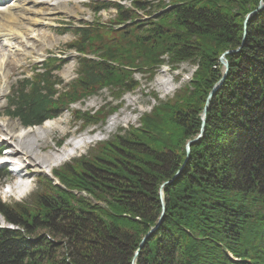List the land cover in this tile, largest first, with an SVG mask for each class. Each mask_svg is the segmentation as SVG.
<instances>
[{"label":"trees","instance_id":"16d2710c","mask_svg":"<svg viewBox=\"0 0 264 264\" xmlns=\"http://www.w3.org/2000/svg\"><path fill=\"white\" fill-rule=\"evenodd\" d=\"M157 1L91 0L95 15L115 14L59 30L75 36L68 48L79 54L77 77L64 84L57 73L65 60L49 57L11 87L6 114L40 126L107 87L120 102L96 115L114 113L136 89V73L196 66L188 85L142 116L140 127L56 169L61 186L46 179L43 192L21 203L0 201V216L18 228L0 227V264H264V6L245 30L264 0ZM229 50L228 74L188 152ZM96 115L79 112L77 120L97 125ZM6 175L0 169V184ZM163 185L164 220L142 245L162 213ZM45 229L69 239L66 253L34 238Z\"/></svg>","mask_w":264,"mask_h":264},{"label":"rangeland","instance_id":"374dc122","mask_svg":"<svg viewBox=\"0 0 264 264\" xmlns=\"http://www.w3.org/2000/svg\"><path fill=\"white\" fill-rule=\"evenodd\" d=\"M90 1L42 0L40 3H33L29 0H12L9 4L18 3L20 11L17 10V13L20 14L21 18L26 19L27 29H24L22 35L15 36L7 44L0 39V147L4 146L1 148H8L12 151L17 148L16 150L19 152L16 155L8 156L0 148V167L8 172L6 177L2 179V184H0V201L2 203L9 205L16 202L21 203L32 196L34 192H41L39 190L44 187L40 188V185L43 186L46 179L61 186L59 180L53 175L56 169L62 168L66 162L80 156H86L90 149L96 147L98 143L109 140L116 134H123L125 130L131 127H140L142 116L152 113L154 108L159 106L163 100L174 98L178 91L188 85L196 71V66L193 63L184 62L178 68H172L169 64L162 65L160 69H156V74L152 76L141 72L136 73L134 76L135 82L138 83L136 89L123 95L122 103L114 113L110 112L106 115L107 110L104 111L103 115H96V112L104 110L103 108L107 104L112 103V106L116 107L120 102L113 100L111 96L113 93L107 87L98 94L84 96L81 100L71 102L59 116L45 121V123H49L48 128L40 132H31L29 135L25 134V130H35L43 124L26 128L20 120L6 115L5 109L8 107L7 97L10 94V87L14 85L17 77L31 74L33 65L44 61L48 56L61 57L65 60V65L57 73V76L64 80V84L77 77L78 65L76 60L79 54L68 48V44L75 36L72 32L62 34L59 30L79 26L81 21L92 22L97 18L102 23L107 22L112 20L115 14V10H107L95 15L87 7ZM104 1L121 3L127 7H131L132 2V0ZM143 1L158 2L157 0ZM169 1L165 0L166 3ZM140 14L143 15L142 12ZM1 19L6 20V16L3 15ZM36 19L39 22L34 23ZM225 74L228 73H223L224 79ZM67 89L68 87L62 86L58 88L60 92L67 91ZM79 112L96 115L101 121L97 125L82 128L83 122L77 120ZM203 112L201 115L202 120L205 119L203 121L205 124L207 114L203 115ZM84 140H86V143H84ZM76 143L79 144V147L73 151ZM66 151L70 154L59 159L60 154ZM24 153L30 156L27 163L22 157ZM8 159L15 160L18 164L17 167L22 166L23 170L20 174L12 173L9 167L3 164ZM20 177H23L24 180L22 181ZM163 187L164 185L160 189L162 213L156 224L157 227H152L147 233L150 235L156 231L159 223L163 222V215L167 210L165 196L162 192ZM0 227L18 229L14 225H9L2 216H0ZM34 235V238H46L51 242V247L48 246L49 251L63 254L66 253L65 250H68L69 239L61 234H52L45 229L38 230ZM145 237L143 243L146 241H144ZM229 255L233 260H237L232 253L229 252Z\"/></svg>","mask_w":264,"mask_h":264},{"label":"bare ground","instance_id":"6f19581e","mask_svg":"<svg viewBox=\"0 0 264 264\" xmlns=\"http://www.w3.org/2000/svg\"><path fill=\"white\" fill-rule=\"evenodd\" d=\"M21 1H23V0H21ZM29 1H31L33 3H35V2L40 3L42 0H29ZM19 8H20V6L18 5V3H13L12 5H8V1H5V0L1 1V3H0V39L4 40L6 42V44L9 43L15 36L22 35L24 33V29L25 30L27 29V27H26L27 23L25 22L26 19L21 18L20 14L17 13V10H19ZM27 10H29V9H27ZM3 15L6 16V20H4V21L1 19V17H3ZM36 22H39V20L36 19L34 21V23H36ZM0 53H1V51H0ZM228 67H229V63H228ZM220 79L222 81L219 80V82L217 83L218 87H220V85L223 83L224 76H222ZM161 85H163V84H161ZM248 86H250V85H248ZM48 127H49V123H44L42 126H40V128H36L35 130H32V129L25 130V134L29 135V133L35 132V131L40 132L41 130L46 129ZM86 140H84V143H86ZM78 147H79V144L76 143L75 146L73 147V151ZM16 149L17 148H15V150H13L14 152L11 149H9L12 156L16 155V153H19L18 150H16ZM69 154L70 153L68 151H66L63 154H60L61 156H59V159H62L64 157L68 156ZM22 157H23V159H25V162H28V159L30 158V156L29 155L27 156L26 153H24ZM20 179L22 181L24 180L23 177H20Z\"/></svg>","mask_w":264,"mask_h":264},{"label":"water","instance_id":"95a60500","mask_svg":"<svg viewBox=\"0 0 264 264\" xmlns=\"http://www.w3.org/2000/svg\"><path fill=\"white\" fill-rule=\"evenodd\" d=\"M264 6V2H261V4L259 5V7L257 8V10L256 11H254L253 13H255V12H257L259 9H261V7H263ZM253 13H250V15H248L247 16V18H246V20H245V30H246V28H247V20L250 18V16L253 14ZM230 52H232L231 50L229 51V52H226V53H224L223 54V56H221V61H222V63L224 64V66H225V68H226V73L228 72V70H229V68H228V62H227V59H226V57H224V55H226V54H229ZM226 75V74H225ZM216 89H218V86H216V87H214L213 89H212V91H211V93H210V95H209V98L207 99V103L209 104V101H210V99H211V97L214 95V93L216 92ZM207 107H208V105L206 106V108L204 109V112H203V115H206V113H207ZM205 119H203V121H204ZM204 124V123H203ZM203 126V125H202ZM203 132V129H202V131H201V133ZM201 136V134L199 135V137ZM197 139H199V138H197ZM195 140H190L189 142H188V145H187V149H188V152H190V145L194 142ZM157 227V226H156ZM149 234H147V236H148ZM147 236L145 237V239H144V241L147 239ZM137 254H138V251H137Z\"/></svg>","mask_w":264,"mask_h":264}]
</instances>
